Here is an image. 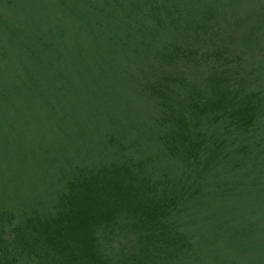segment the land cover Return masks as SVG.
I'll list each match as a JSON object with an SVG mask.
<instances>
[{"label":"trees","instance_id":"trees-1","mask_svg":"<svg viewBox=\"0 0 264 264\" xmlns=\"http://www.w3.org/2000/svg\"><path fill=\"white\" fill-rule=\"evenodd\" d=\"M20 5L0 10V264H264V12Z\"/></svg>","mask_w":264,"mask_h":264},{"label":"rangeland","instance_id":"rangeland-1","mask_svg":"<svg viewBox=\"0 0 264 264\" xmlns=\"http://www.w3.org/2000/svg\"><path fill=\"white\" fill-rule=\"evenodd\" d=\"M30 1L33 7L35 8V14L37 17V0H30ZM1 2H3L5 6H3L4 9H0V10H4L5 13L3 12L4 14L3 17L6 16L5 18L7 21L8 19L13 20L14 18H16L14 17V15L19 16L18 14L21 13V11H23L20 5V0H0V3ZM221 4H224L223 6L230 7L236 12L242 9H245L247 11L253 10V11H261V12L263 11L264 12V0H221ZM260 13H257V14H260ZM262 22L264 23V17H263ZM261 37L263 38L261 42L264 44V33L263 35H261Z\"/></svg>","mask_w":264,"mask_h":264}]
</instances>
